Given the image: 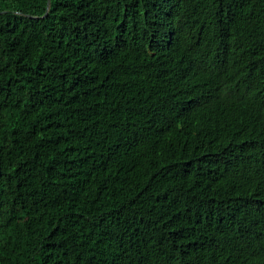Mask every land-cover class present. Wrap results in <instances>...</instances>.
Segmentation results:
<instances>
[{
	"label": "trees",
	"instance_id": "obj_1",
	"mask_svg": "<svg viewBox=\"0 0 264 264\" xmlns=\"http://www.w3.org/2000/svg\"><path fill=\"white\" fill-rule=\"evenodd\" d=\"M0 0V264H264V0Z\"/></svg>",
	"mask_w": 264,
	"mask_h": 264
},
{
	"label": "water",
	"instance_id": "obj_2",
	"mask_svg": "<svg viewBox=\"0 0 264 264\" xmlns=\"http://www.w3.org/2000/svg\"><path fill=\"white\" fill-rule=\"evenodd\" d=\"M51 0L48 1V7L50 6Z\"/></svg>",
	"mask_w": 264,
	"mask_h": 264
}]
</instances>
